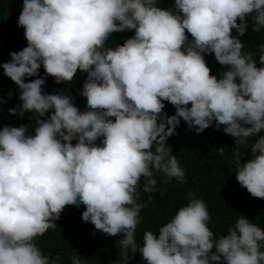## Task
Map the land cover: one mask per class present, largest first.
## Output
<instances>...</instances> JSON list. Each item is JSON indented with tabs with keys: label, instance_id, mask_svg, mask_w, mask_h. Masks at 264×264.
Instances as JSON below:
<instances>
[{
	"label": "clouds",
	"instance_id": "9594fccd",
	"mask_svg": "<svg viewBox=\"0 0 264 264\" xmlns=\"http://www.w3.org/2000/svg\"><path fill=\"white\" fill-rule=\"evenodd\" d=\"M246 16L253 32L264 28V0H174L168 9L157 0H22L16 24L26 46L0 68L17 86L19 111L32 115L28 125L0 127V264H58L34 238L56 227L66 205H83L82 221L120 237L111 264H126L129 250L146 264H264V230L241 214L214 237L206 204L192 192L158 234L134 238L146 206L138 189L159 191L156 173L185 182L166 145L180 119L197 133L223 125L237 149L236 182L264 199V44L257 67L254 54L241 52ZM126 30L133 35L106 46ZM207 54L224 69L219 78ZM77 70L86 72L84 110L69 94L42 89L47 76L71 83ZM164 101L173 115L162 112ZM241 145L250 155L243 162ZM69 260L85 264L75 250Z\"/></svg>",
	"mask_w": 264,
	"mask_h": 264
},
{
	"label": "trees",
	"instance_id": "16d2710c",
	"mask_svg": "<svg viewBox=\"0 0 264 264\" xmlns=\"http://www.w3.org/2000/svg\"><path fill=\"white\" fill-rule=\"evenodd\" d=\"M173 3L174 0H157V6L163 9L170 8ZM21 5L22 0H0V64L9 60V53L26 46L23 28L16 24ZM245 19L248 27L245 34L238 37L243 43L241 52L254 54L253 59L259 67V48L264 44V28L259 32H253L252 21L248 16ZM133 31L111 33L106 46L122 44L124 39L133 35ZM231 34L236 35L235 30H232ZM185 35L191 39L186 30ZM204 59L210 69V75L219 78V73L224 69L215 61L214 56L207 54ZM42 75L44 73L41 67L38 69V76ZM85 76L86 72L77 70L71 83L62 81L60 84L55 83L53 77L47 76L42 89L45 93L69 94L72 102L84 110L86 98L80 95L79 90ZM35 78L37 77H27L25 82ZM18 94L17 86L3 75L0 68V127L30 124L29 117L32 114L19 111ZM163 103L162 112L173 115L174 107L167 101ZM9 109H15V112L10 113ZM47 115L48 113L45 114V118ZM110 119L114 120V117ZM222 129L223 125L219 128L209 126L197 133L180 119L175 135L166 139V145L171 147L172 154L176 155L179 166L184 170L185 182L182 183L175 178L164 182L163 176L156 173L154 175L159 191L146 194L138 189L139 200L146 206L139 212V223L134 231L137 244L142 242L144 231L158 234V227L166 223L179 207L187 204L189 192L193 193V198H200L205 202L210 217L207 227L214 237L225 235L227 228L241 214L264 230V199L251 196L236 182L234 157L237 149H234V138L225 134ZM28 131L30 133L32 129L29 128ZM71 142L74 143L75 140ZM99 142L100 138L95 141L97 144ZM251 143L250 140L248 146ZM219 148L224 149L223 156L218 154L216 149ZM238 151L242 162L250 158L248 147L241 145ZM148 195L153 197L151 202L147 201ZM83 210V205L64 206L59 218L54 220L56 227H51L43 235L34 238V243L41 249L42 254L48 255L49 258L58 255L60 257L58 264H70L69 256L73 250L81 256L85 264H111L112 261L119 260L120 252L115 241L120 237L107 236L96 230L91 223L82 221ZM260 250L264 251V242L261 243ZM128 254L131 258L126 264H146L139 252L133 254L129 250Z\"/></svg>",
	"mask_w": 264,
	"mask_h": 264
}]
</instances>
